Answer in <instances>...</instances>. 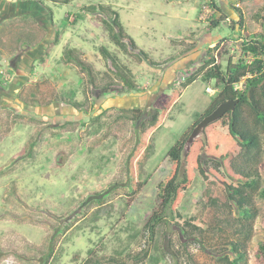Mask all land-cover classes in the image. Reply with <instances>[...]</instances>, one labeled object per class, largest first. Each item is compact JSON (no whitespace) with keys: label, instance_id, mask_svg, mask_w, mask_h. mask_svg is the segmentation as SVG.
Returning a JSON list of instances; mask_svg holds the SVG:
<instances>
[{"label":"rangeland","instance_id":"1","mask_svg":"<svg viewBox=\"0 0 264 264\" xmlns=\"http://www.w3.org/2000/svg\"><path fill=\"white\" fill-rule=\"evenodd\" d=\"M214 1L0 0V264H231L244 192L264 211L231 177L243 145L222 118L168 155L219 90L203 72L242 55L234 7L261 2ZM254 236L264 264L262 218Z\"/></svg>","mask_w":264,"mask_h":264},{"label":"trees","instance_id":"2","mask_svg":"<svg viewBox=\"0 0 264 264\" xmlns=\"http://www.w3.org/2000/svg\"><path fill=\"white\" fill-rule=\"evenodd\" d=\"M211 6L220 12V7L214 0H212ZM234 8L239 13V26L247 31L241 44L242 55L236 60L229 58L225 69L220 64H213L203 72L202 79L205 82L214 80L215 88H219V90L214 95L210 106L201 116H198L196 122L220 102L239 99L234 111L228 112L222 117L227 122L230 134L243 145L232 163L231 177L248 187H253L260 197H264V163L262 164L264 161V0H261L255 7L243 3L242 9ZM48 10L51 12L50 9ZM102 10L104 14H108L105 13L106 9ZM109 17L110 23L113 25L112 28H117V33H111L112 38L115 43H119L121 42V32L119 31L121 25L116 17H112L111 14ZM225 18L223 15L212 21L211 25L217 27ZM191 49L192 47H189L185 52ZM102 51L106 59L111 58L114 72L122 82L118 91H133L137 86L133 73L125 66L119 65L115 55L107 49ZM139 51L141 52V50ZM141 56L148 59L147 54L143 51ZM174 60V57H170L167 62ZM240 84L241 87L236 88ZM26 102L31 105L36 103L30 99H26ZM69 104L78 110L81 109V106L75 102ZM183 143L184 141L176 142L168 151L169 157L177 164L180 163ZM28 144L31 149L33 141ZM30 153L33 155L32 149ZM116 184L113 183L111 186ZM234 192L236 193L237 190L235 189ZM238 207L242 217L241 230L238 235L240 237L231 243L233 249L231 264H248V245L255 237L254 221L257 218L264 220V211L257 207L252 195L247 192H244Z\"/></svg>","mask_w":264,"mask_h":264},{"label":"water","instance_id":"3","mask_svg":"<svg viewBox=\"0 0 264 264\" xmlns=\"http://www.w3.org/2000/svg\"><path fill=\"white\" fill-rule=\"evenodd\" d=\"M238 101L239 99L236 98L234 100H225L223 102H220L208 114L202 116L199 121L194 124L190 133L186 137L183 146H181L182 149L180 157L182 158L189 152L191 145L195 140L205 136V129L207 126L220 120L226 113L234 111Z\"/></svg>","mask_w":264,"mask_h":264},{"label":"built area","instance_id":"4","mask_svg":"<svg viewBox=\"0 0 264 264\" xmlns=\"http://www.w3.org/2000/svg\"><path fill=\"white\" fill-rule=\"evenodd\" d=\"M238 87H241V84H240L239 86H237L236 88H238ZM207 90H208L209 92H211V91H212L210 88H207ZM212 92H215V90H214V91H212Z\"/></svg>","mask_w":264,"mask_h":264}]
</instances>
